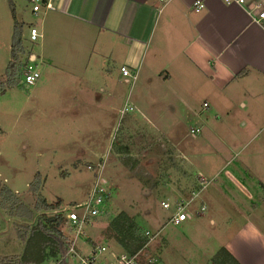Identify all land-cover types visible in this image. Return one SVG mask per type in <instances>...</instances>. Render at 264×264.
Listing matches in <instances>:
<instances>
[{
  "label": "crops",
  "instance_id": "crops-1",
  "mask_svg": "<svg viewBox=\"0 0 264 264\" xmlns=\"http://www.w3.org/2000/svg\"><path fill=\"white\" fill-rule=\"evenodd\" d=\"M42 2L36 14L38 19L30 23V28L36 27L38 38L47 44L52 43L54 48L84 47L86 55L91 58L98 44L112 47L115 44L117 47L120 44L128 45L129 51L123 52L124 61L139 63V76L146 50L154 43L157 57L170 54L169 57L181 68L187 69L180 72L164 67L158 71L152 65L148 66L149 77L152 80L155 78L154 82L163 89L162 94L173 96L169 104L170 114L164 118L163 114L158 113L154 117L157 118L155 121L142 106L140 116H129L132 119L128 118L126 126L134 127L140 144L172 145L168 157L177 162L181 173L177 177L180 184L169 180L178 172L177 168H172L160 172L163 179L158 177L156 180L157 187L158 183L161 184L158 187L162 188L160 190L167 188L169 193L178 197L198 188L196 179L198 181L200 175L211 177L210 180L214 182L210 184V181L201 194L200 202L207 205L205 213L178 225L188 224V233L174 232L169 237L165 236L164 248L172 246L173 253L176 251L182 256L192 254L194 258L198 256L194 260L199 264H218L217 255L222 248L228 250L241 264H264V17H260L264 11V0H246L245 5L229 4L226 0H170L166 4L161 0ZM196 2L203 3L204 7L196 10ZM45 3H50L52 7H46ZM0 4L6 9L5 16L3 11L0 12L2 18H7L9 8L12 9L11 27L5 26L0 32V47L7 51L4 58L9 62L15 24L13 8L16 19L23 24V34L29 38L30 34L25 32L24 16L19 13V9L21 5L27 8L32 5L31 11L34 13L33 4L29 0H0ZM255 4H260L261 8L250 13L249 10ZM1 21L2 26L5 19ZM151 37L155 39L150 42ZM106 54L108 57L113 55L112 51ZM34 57L39 59L41 55L36 53L31 56L32 59ZM7 62L0 65V74L5 73ZM123 66H127L126 63L121 64L120 71ZM115 91L117 89L110 88L107 92L112 96L109 99V110L112 111L116 107V96H119ZM206 95L212 96V99H206ZM228 108L239 109L246 114L244 118L228 114L226 116L231 120L222 121V114ZM210 112H215V118L220 121H215ZM159 118L167 122L165 128H159ZM196 118H202V122H195ZM188 119L195 122L190 128L187 127L190 123ZM144 122L148 127L144 126ZM204 123L216 127L223 123L234 128L233 137L229 140V152L217 147L214 127L208 129ZM180 126L186 129L179 131L177 127ZM186 137L192 138V141L184 142ZM257 138L260 144L245 152L243 143ZM231 142H241L242 145H232ZM147 151H143L142 157L147 156L151 160L153 156H148ZM93 154L90 155L93 157ZM153 176L158 175L155 172ZM188 177L195 186H191ZM154 190L156 188L151 184L143 187V196L146 198L149 195L150 198ZM148 201L144 199L143 203L148 205ZM150 212L154 210L151 209L147 214H152ZM155 214L154 220L158 223L160 212L156 211ZM205 220L218 230L213 234L215 240L212 243L208 241L209 244L205 242L199 245L192 236L195 230L203 228ZM4 222L7 223V219ZM153 229L149 230L156 232L160 229L156 237L158 239L166 228ZM93 240L95 243L101 242L97 238ZM154 240L146 249L148 258H143L141 264H157L160 261V256L152 248L156 242ZM91 245L87 244L83 251Z\"/></svg>",
  "mask_w": 264,
  "mask_h": 264
},
{
  "label": "rangeland",
  "instance_id": "rangeland-1",
  "mask_svg": "<svg viewBox=\"0 0 264 264\" xmlns=\"http://www.w3.org/2000/svg\"><path fill=\"white\" fill-rule=\"evenodd\" d=\"M31 9L32 5L29 8L21 5L19 9V13L24 16L27 34H30V23L38 19ZM5 10V7L0 4V12L3 11L4 16ZM11 10L9 8L7 18L0 17V30L5 26L11 27ZM3 19L5 21L1 26ZM22 36L25 46L22 58L30 63L28 60L30 55L35 56L36 53L41 55L39 59L31 57L30 59L37 60L34 62V67H37L42 75L31 87L23 84L19 87H7L6 94H0V181L16 192L21 200L34 210L35 216L33 222H29L23 217L8 214L0 206V258L23 253L24 242L20 238V227L33 225L43 213L62 212L66 207L84 201L94 181L96 165L99 161L105 162V181L111 189L107 213L99 216L88 233L80 238L79 243H82L81 249L78 247V250L82 251L87 248V244H93L94 238L104 243L114 242L113 240L103 241L101 235L108 222L121 211H126L136 218L143 234L147 229L159 227L165 229V221L170 211L164 209L161 202L173 199L174 194L169 193L167 188L160 190L162 188L158 187L161 184L158 183L157 187L156 180L158 177L161 178L160 172L178 167L176 160L168 157L172 145L148 142L140 144L134 127L126 126L128 118L132 119L129 116L137 118L140 116L142 106L155 121L157 118L154 119V117L158 113L163 114L164 118H168L170 114L169 104L173 96L162 94L163 89L154 82L155 78L152 80L149 77L148 66L152 65L158 71H162L164 67L180 72L187 69L181 68L176 61L172 60V57H169L170 54L166 57H157L154 43L149 45L148 51L146 50L147 54L138 76L139 63L124 61L123 52L129 51L128 45L120 44L117 47L115 44V47H112L98 44L93 50V56L89 58L84 47L54 48L52 43L47 44L43 39L31 41L25 33ZM115 49L119 52L114 53ZM5 51L3 47H0V65L2 66L7 62L4 58L7 54ZM111 51L113 55L108 57L106 53L111 54ZM122 63H126L131 75H123L120 71ZM142 69L143 75H141ZM135 75H137L136 78ZM0 80L5 82L6 73L0 74ZM110 88L117 89L115 92L119 93V96H116V107L113 111L109 110V99L112 96L107 92ZM208 97L212 99V96L206 95V99ZM129 106L133 109L130 110ZM223 106L225 107L224 103ZM125 107L128 109L122 113ZM210 113L214 115L215 121H220L215 118V112ZM223 113L222 121L231 120L230 117L227 118L228 114L231 117L236 115L238 118H244L246 114L242 110L230 108ZM194 121L202 122V118H196ZM187 122L190 120L188 119ZM195 122L188 123L187 127L190 128ZM166 123L159 118V128H165ZM204 125L208 129L210 126L214 127L213 134L218 140L217 147L229 152V140L233 137L231 135L234 128L223 123L218 124L217 127L211 123H204ZM144 126L148 127L145 122ZM177 128L182 132L186 129L183 126ZM244 134L248 133L244 132ZM191 139L186 137L184 142L192 141ZM258 140L259 138L247 144L243 143V150L247 152L255 147L259 143ZM231 143L242 145L241 142ZM146 149L149 150L146 154L153 156L151 160L147 159L149 158L147 156L142 157ZM108 153V160L102 158ZM90 154L95 156L92 157ZM89 165L93 168L89 169ZM240 168L243 167L240 166ZM176 170L178 171V168ZM179 171L175 172V177L169 178L176 185L180 184L177 180V177L181 175ZM155 172L158 175L156 177L153 176ZM207 178L211 179V177ZM187 180L190 183L191 178L188 177ZM210 181V184L214 183L213 180ZM196 182L198 184L197 179ZM150 184L156 190L152 191L150 198L149 195L145 198L142 193L143 187H148ZM191 184L195 186L192 180ZM133 189L138 191L132 193ZM44 199L47 202L60 200L61 209L46 211L42 202ZM144 199L149 200L148 202L152 205H145ZM243 201L246 200L243 199ZM40 206L42 208L37 209ZM151 209L154 212L147 214ZM156 211L160 212L158 223L154 220ZM6 219L7 223L4 222ZM207 223L205 220L203 228L195 230L192 236L199 245L205 242L209 244L215 240L213 234L218 228L211 227ZM187 225L180 227L169 225L163 230L161 236L154 240L156 242L152 246L153 251L160 256L157 264H199L194 260L199 258L198 256L194 258L192 254L182 256L179 252L173 253L172 246L164 248L165 236L169 237L174 232L188 233ZM5 228L8 229L5 230ZM62 231L71 239L72 233L69 232L66 223L62 225ZM67 257H71L68 252L61 254L57 259H48L44 264L61 262ZM69 263L77 264V260L70 258Z\"/></svg>",
  "mask_w": 264,
  "mask_h": 264
},
{
  "label": "trees",
  "instance_id": "trees-1",
  "mask_svg": "<svg viewBox=\"0 0 264 264\" xmlns=\"http://www.w3.org/2000/svg\"><path fill=\"white\" fill-rule=\"evenodd\" d=\"M15 19L14 33L11 45V61L6 68L5 82L0 80V94L8 88L21 86V79L27 60H24L25 46L23 44V24ZM31 55L29 56V62ZM195 189V188H194ZM111 191V189H110ZM46 211L61 209L62 202L42 201ZM0 206L12 216L23 217L29 222L34 220V210L25 204L20 196L7 184L0 181ZM42 208L41 206L37 209ZM66 222L64 212L55 214L43 213L33 225L19 228L24 250L20 255H7L0 258V264H42L51 258H58L69 251L71 239L62 231ZM30 224V223H29ZM101 238L103 241L113 240L126 248L131 253L142 249L148 238L141 232L136 218L126 211L117 213L104 228ZM95 243V242H94ZM217 260L219 264H241L228 250L222 248ZM59 264H70L62 260Z\"/></svg>",
  "mask_w": 264,
  "mask_h": 264
},
{
  "label": "built area",
  "instance_id": "built-area-1",
  "mask_svg": "<svg viewBox=\"0 0 264 264\" xmlns=\"http://www.w3.org/2000/svg\"><path fill=\"white\" fill-rule=\"evenodd\" d=\"M33 4V12L37 14L42 7V0H29ZM165 4L170 0H161ZM227 3H237L245 5L246 0H226ZM46 7H52L50 3H45ZM204 7L203 3L196 2V10H200ZM260 4H255L252 9L249 10L251 13L253 10L260 9ZM260 17H264V11L260 13ZM39 37V33L36 27L30 28V40L36 41ZM35 58V57H34ZM30 63L24 67L21 84L26 87H31L37 83L41 77V72L34 67V62L37 60L30 59ZM122 73L125 76L131 75L129 69L126 66L121 68ZM136 77V76H135ZM128 108L122 109V113ZM132 110L133 107L129 106ZM195 131H193L194 133ZM102 158L108 160L109 154L103 155ZM89 169L93 166L89 165ZM105 162H98L96 165V174L92 186L88 192V195L84 201L77 202L71 207H66L62 212L66 216V225L70 233H72L71 244L68 254L71 257H67L66 261L77 260V264H141L143 258H148L146 249L160 233V229L156 232L147 229L145 235L148 238L147 242L142 249L135 253H131L126 248L121 246L117 242H97L93 243L85 251H79L81 244L79 240L82 236L87 234V229L94 223V221L101 215L107 213V204L110 197L111 191L105 181ZM199 187L191 190L189 193L174 197L173 199L163 200L161 202L162 207L170 211V215L165 221L166 228L169 225L178 226L184 221L195 217L197 215L204 214L207 210V205L200 202L201 194L209 185L210 180L200 175L198 178ZM153 261L152 259H148ZM61 261V260H60Z\"/></svg>",
  "mask_w": 264,
  "mask_h": 264
}]
</instances>
